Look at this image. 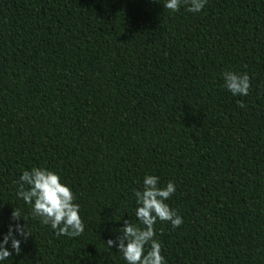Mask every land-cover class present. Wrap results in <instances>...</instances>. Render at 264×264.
I'll use <instances>...</instances> for the list:
<instances>
[{"label": "trees", "instance_id": "trees-1", "mask_svg": "<svg viewBox=\"0 0 264 264\" xmlns=\"http://www.w3.org/2000/svg\"><path fill=\"white\" fill-rule=\"evenodd\" d=\"M165 3L0 0V241L30 233L0 264H127L106 242L139 225L147 175L175 184L183 218L155 225L166 264H264V0ZM226 71L249 75L247 96ZM33 168L71 188L82 235L17 196Z\"/></svg>", "mask_w": 264, "mask_h": 264}, {"label": "clouds", "instance_id": "clouds-1", "mask_svg": "<svg viewBox=\"0 0 264 264\" xmlns=\"http://www.w3.org/2000/svg\"><path fill=\"white\" fill-rule=\"evenodd\" d=\"M182 4L187 6V11L197 13L204 9L207 0H166L164 7L178 12ZM223 76L224 87L233 95L249 94L251 81L246 72L237 74L226 71ZM239 106L245 107L243 102ZM17 184V196L31 205L33 215L40 217L43 224H50L57 236L74 238L83 234L85 225L80 216V206L75 202L76 197L71 188L61 182L58 173L45 168H33L23 171ZM143 185V191L134 193L138 205L135 215L139 225L124 221V227L119 230L120 235L115 240H107L106 244L108 249L116 247L127 264H166L161 254V244L155 239V225L157 220L170 223L174 229L183 224V218L166 203L176 192V186L169 181L166 186L160 187L159 177L155 175L145 176ZM12 219H21L18 210L14 209ZM14 232L24 240L30 236L27 224L10 225L8 233L0 241V261L10 258L13 251L16 255L21 252V241L15 238ZM9 241L13 251L7 247Z\"/></svg>", "mask_w": 264, "mask_h": 264}]
</instances>
